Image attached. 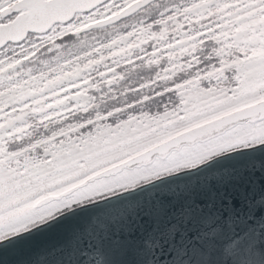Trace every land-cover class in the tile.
I'll return each instance as SVG.
<instances>
[{
  "label": "snow or ice",
  "instance_id": "obj_1",
  "mask_svg": "<svg viewBox=\"0 0 264 264\" xmlns=\"http://www.w3.org/2000/svg\"><path fill=\"white\" fill-rule=\"evenodd\" d=\"M0 264H264V0H0Z\"/></svg>",
  "mask_w": 264,
  "mask_h": 264
}]
</instances>
